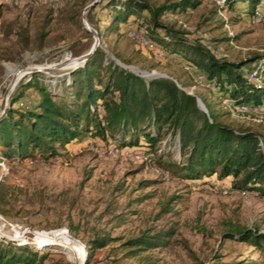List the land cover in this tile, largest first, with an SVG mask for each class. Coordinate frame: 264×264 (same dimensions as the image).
<instances>
[{
  "label": "rangeland",
  "instance_id": "374dc122",
  "mask_svg": "<svg viewBox=\"0 0 264 264\" xmlns=\"http://www.w3.org/2000/svg\"><path fill=\"white\" fill-rule=\"evenodd\" d=\"M0 1V115L18 83L33 72L53 92H60L72 69L83 62L76 57L94 45L114 64L144 78H172L198 99L204 97L217 118L233 128L264 132L261 104L239 111L234 108L237 104L221 102L186 56L154 43V47L144 44L143 40L151 42L146 27L130 21L107 29L106 0ZM198 1L181 13H163L160 20L184 30L188 41L200 39L217 57L237 60L264 52V18L252 21L241 1L221 11L212 0ZM260 62L253 61L250 70L258 72ZM255 75L252 79L264 84ZM35 95L28 88L12 107L32 104ZM163 135L158 144L165 143L169 156L179 159L175 135L168 131ZM94 146L104 149L102 154ZM126 149L118 146L117 139L105 142L86 132L59 147L58 156L18 159L0 154V180L10 192L3 204L7 212L0 213V236L26 243L38 253L47 251L43 264L53 259L80 264L84 241L93 235L109 232L126 237L145 227L172 228L165 244L115 261L107 246L97 247L87 264H199L212 261L213 254L239 264H264L261 249L222 236L237 226H254L264 232V196L233 190L228 180L215 181L214 174L204 182L186 179L154 156L144 158L145 153L135 149L139 156L131 158ZM171 196L169 210H162ZM120 255L122 250H118Z\"/></svg>",
  "mask_w": 264,
  "mask_h": 264
},
{
  "label": "trees",
  "instance_id": "16d2710c",
  "mask_svg": "<svg viewBox=\"0 0 264 264\" xmlns=\"http://www.w3.org/2000/svg\"><path fill=\"white\" fill-rule=\"evenodd\" d=\"M225 1L227 8L243 2L249 18L259 2L264 6V0ZM198 3V0L159 3L106 0L104 5L110 10V19L105 27L116 28L121 22L135 21L146 27L145 34L152 43L186 56L203 73L217 97L227 95L233 104L264 103L263 82L247 77L250 64L260 59V69L255 73L264 80V52L237 60L217 57L200 39L188 41L184 30L160 20L163 13H181ZM2 10L0 1V17ZM36 73L18 83L0 115L1 155L18 159L32 155L58 156L59 147L89 132L102 141L117 139L119 147L141 150L149 158L154 156L159 164L179 170L186 179L204 182L206 176L214 174L215 181L228 180L233 190L245 189L264 196V132L233 128L217 118L208 100L199 97L205 108L202 110L197 97L172 78H144L108 60L99 46L72 69L58 93ZM28 88L36 92L34 102L24 108L12 107ZM166 131L176 137L179 159L169 156L165 143L158 144ZM8 195V185L0 180L1 214L7 212L3 204ZM171 198L163 203L162 210H169ZM172 231V228L145 227L126 237L109 232L93 235L84 241L82 264L89 262L97 247L107 246L115 261L167 243ZM222 236L246 241L264 253V232L257 227L237 226L224 231ZM118 250H122L119 257ZM213 256L216 257L212 261L199 264H239L233 259L222 260L217 254ZM46 258L47 251L38 253L26 243L0 236V264H43ZM49 264L71 262L53 259Z\"/></svg>",
  "mask_w": 264,
  "mask_h": 264
},
{
  "label": "built area",
  "instance_id": "2783aa9c",
  "mask_svg": "<svg viewBox=\"0 0 264 264\" xmlns=\"http://www.w3.org/2000/svg\"><path fill=\"white\" fill-rule=\"evenodd\" d=\"M214 3H215V5L217 6V8L219 9V11H221V9H225V7H226V1L225 0H212ZM264 18V12H263V10H262V6H261V4L260 5H258L257 7H256V9L254 10V13L252 14V16L250 17V19L252 20V21H259V20H261V19H263ZM229 34H230V31H229ZM143 43L144 44H147L148 46H155V45H153V43H151V42H149V43H147V41L146 40H143ZM198 76H199V78H200V76H204L203 75V73H200V74H198ZM247 77L248 78H256V75H255V69H252V70H250L248 73H247ZM220 98H221V102H226L227 104H232V101H231V98L229 97V96H227V95H222V96H220ZM240 106V107H239ZM261 106H263L264 107V103H262L261 104ZM247 107H249V104H247V103H238L236 106H234V108L235 109H237V110H239V111H245L246 109H247ZM94 148L96 149V150H99L100 149V151L101 152H99L100 154H102V152H103V150L104 149H102V148H97V146H94ZM124 148H127L126 149V153H127V155L129 156V157H133V158H135V157H138L139 156V153H137L138 151L137 150H135V149H133V148H130V147H124ZM107 150L108 151H110L111 149H109L108 147H107ZM123 150V149H122ZM140 153H142L143 154V152H141L140 151ZM144 155V158L146 157V154H143ZM241 193H245L246 192V190L245 189H240L239 190Z\"/></svg>",
  "mask_w": 264,
  "mask_h": 264
},
{
  "label": "water",
  "instance_id": "95a60500",
  "mask_svg": "<svg viewBox=\"0 0 264 264\" xmlns=\"http://www.w3.org/2000/svg\"><path fill=\"white\" fill-rule=\"evenodd\" d=\"M86 28H88L89 29V27L88 26H86ZM95 33V32H94ZM93 48H94V45H92L85 53H83V54H81L80 56H78V57H76V59H79V60H84V58L93 50ZM196 102H197V104L199 105V107H200V104H201V102H200V100L198 99V98H196ZM80 264H82V260H81V263Z\"/></svg>",
  "mask_w": 264,
  "mask_h": 264
}]
</instances>
